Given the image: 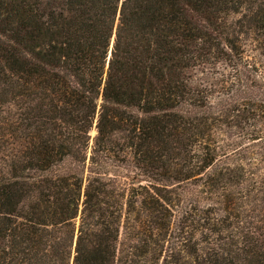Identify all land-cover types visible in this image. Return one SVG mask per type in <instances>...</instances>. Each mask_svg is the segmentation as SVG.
Returning <instances> with one entry per match:
<instances>
[{
	"label": "trees",
	"instance_id": "1",
	"mask_svg": "<svg viewBox=\"0 0 264 264\" xmlns=\"http://www.w3.org/2000/svg\"><path fill=\"white\" fill-rule=\"evenodd\" d=\"M264 0H0V264H264Z\"/></svg>",
	"mask_w": 264,
	"mask_h": 264
},
{
	"label": "rangeland",
	"instance_id": "2",
	"mask_svg": "<svg viewBox=\"0 0 264 264\" xmlns=\"http://www.w3.org/2000/svg\"><path fill=\"white\" fill-rule=\"evenodd\" d=\"M247 54L252 57L256 64L262 66L264 69V58L256 51L251 49L250 46H247Z\"/></svg>",
	"mask_w": 264,
	"mask_h": 264
}]
</instances>
